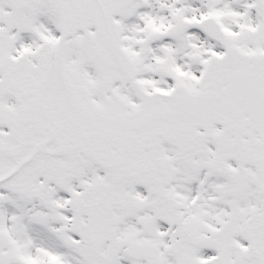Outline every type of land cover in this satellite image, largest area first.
Returning a JSON list of instances; mask_svg holds the SVG:
<instances>
[{"label": "flooded vegetation", "instance_id": "obj_1", "mask_svg": "<svg viewBox=\"0 0 264 264\" xmlns=\"http://www.w3.org/2000/svg\"><path fill=\"white\" fill-rule=\"evenodd\" d=\"M254 2L255 0H225L223 4L241 7V10L233 9V12L239 11V15L233 17H259L254 12ZM186 5V12H181V17H170V14L163 12L159 17H155V14L142 17L143 19L134 24L131 22L135 17H128L127 20H121V29L124 33L130 28L144 29L148 33L155 29L166 31V47L177 48L181 53L201 52L204 55L209 50V43L200 46L198 29L191 22L192 0H186ZM151 11L146 7L147 14ZM180 35L184 36L177 40ZM193 177L189 175V178ZM190 181L181 184L183 188L180 190L154 191L157 198L155 204L161 207L165 213L162 217L169 220L175 231L174 261L162 256L157 237L150 238L153 225L159 228L162 223L151 222V201H140L138 188L141 185L137 180L112 174L99 184L98 189L88 191L81 200V205L87 213L89 223L90 220H95L94 226L90 223V229L95 230L97 235L89 238L95 250L92 261L96 264H108L111 260L114 264H123L130 258L125 254L122 242L129 238L145 244H157L161 254L160 264H201L200 260H210L213 255L216 258L206 264H234L242 252V233L247 228L248 199L245 183L242 189H213L205 195L200 193L196 204L190 206V190L187 188L196 187V183ZM140 182L145 184L146 175L140 177ZM249 204L252 205L253 202L250 201ZM256 214L258 218L262 216L261 207L257 209ZM232 251L235 252L234 255Z\"/></svg>", "mask_w": 264, "mask_h": 264}, {"label": "rangeland", "instance_id": "obj_2", "mask_svg": "<svg viewBox=\"0 0 264 264\" xmlns=\"http://www.w3.org/2000/svg\"><path fill=\"white\" fill-rule=\"evenodd\" d=\"M19 199L14 192L0 198V264H32L35 237L46 235L44 230L32 229L30 214L20 210ZM26 219L30 228L23 225Z\"/></svg>", "mask_w": 264, "mask_h": 264}, {"label": "water", "instance_id": "obj_3", "mask_svg": "<svg viewBox=\"0 0 264 264\" xmlns=\"http://www.w3.org/2000/svg\"><path fill=\"white\" fill-rule=\"evenodd\" d=\"M83 53L86 55V56H90L91 55V52L89 49H84L83 50ZM75 59L73 58V55L72 57H70V62H74ZM87 76L89 77L88 81L91 82V83H94L93 82V79H92V72L91 71H87L86 72ZM96 85L100 83V80L97 79L96 80ZM215 100V99H214ZM154 101H157V97L156 95H153V96H147L146 97V113H148L146 115V125L144 126V128H142V130H137V139H140L142 142H146V143H149V142H152L154 141L157 136L159 135V129L157 128L156 126V121L158 119H160L161 117H163V111L158 109V104H155ZM159 102V101H157ZM185 102L188 104V105H195L198 102L197 99H192V98H187L185 99ZM150 112V113H149ZM165 116V115H164ZM124 122L126 125L129 124V120L128 119H124ZM132 136H130L133 140H135V135L136 133L135 132H132L130 133Z\"/></svg>", "mask_w": 264, "mask_h": 264}]
</instances>
